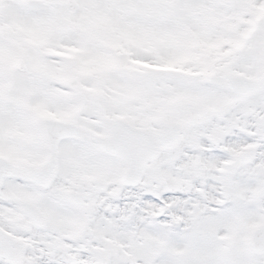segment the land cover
<instances>
[{"label":"snow or ice","instance_id":"6c2138e0","mask_svg":"<svg viewBox=\"0 0 264 264\" xmlns=\"http://www.w3.org/2000/svg\"><path fill=\"white\" fill-rule=\"evenodd\" d=\"M0 264H264V0H0Z\"/></svg>","mask_w":264,"mask_h":264}]
</instances>
